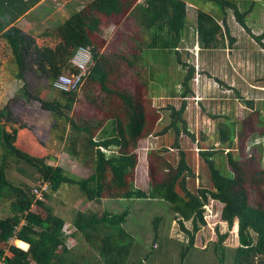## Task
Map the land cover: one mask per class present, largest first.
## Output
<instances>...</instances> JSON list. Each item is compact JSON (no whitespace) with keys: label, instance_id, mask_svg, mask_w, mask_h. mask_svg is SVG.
Returning a JSON list of instances; mask_svg holds the SVG:
<instances>
[{"label":"trees","instance_id":"16d2710c","mask_svg":"<svg viewBox=\"0 0 264 264\" xmlns=\"http://www.w3.org/2000/svg\"><path fill=\"white\" fill-rule=\"evenodd\" d=\"M39 1L0 0V37L7 41L11 50L10 61L17 68L16 76L24 78L27 91L29 75L40 71L52 80L53 88V82L59 76L79 72L72 59L79 49L90 48L94 64L81 90L85 102L101 106L109 112L104 118L92 121L71 116L75 104L83 100L79 98L80 89L71 92L55 90L59 94L58 99L52 101L38 97L42 108L55 115L56 127L59 121H64L61 126L63 136L58 138L67 143L68 153L75 159L82 154L87 160L86 165L92 168L89 177L81 178L68 173L62 166L52 165L48 158L35 157L18 148L15 144L18 129H7L12 114L4 109L0 115L1 118L6 116V123H0V149H3L0 156V204L5 203L9 208L8 216L0 217V262L65 264L68 261L67 221L47 201L63 185H74L90 202H100L104 198L167 201L173 207L181 230L189 238L188 247L182 246L181 249L182 261L194 246L201 227L207 223L205 207L216 201L223 206L222 221L231 229L238 224L239 245L234 251L232 264H264V142H257L258 138H264L262 112L256 110L252 116L233 122L228 118L219 121L217 140L220 149L215 146L204 148L198 144L199 155L208 168V184L201 185L197 183L200 176H196L192 163L194 148L189 139L194 144L198 140L188 127L185 100L192 94L195 67L190 66L182 81L181 106L168 107L171 121L164 126L159 125V116L154 121L151 100L146 103L145 97L142 95L140 99L138 95L143 92L142 88L148 93L150 83L139 78V85L123 87L119 84L123 79L121 67L123 71L138 72L136 63L145 57H155L156 60L159 56L165 58L172 53L183 68L189 66L183 62L180 52L188 27V0H93L55 29L47 31L43 46L38 45L33 34L11 26ZM207 1L219 6L224 17L221 22L220 14L197 9L196 38L200 50L226 48L225 39L228 37V46L234 44L235 39L231 37L226 19L227 9L233 10L238 23L264 48V32L255 36L247 21L258 0L248 2L245 11L234 0ZM131 18L140 25L136 39L127 36L123 40L124 53L118 50L107 53L104 46L109 42L103 38L107 28L111 25L127 27L126 20ZM143 34L148 38H142ZM127 44L129 48L124 46ZM118 45L119 42L109 46L114 48ZM27 92L26 96L31 98ZM249 104L252 105L251 102ZM221 117L214 116L218 120ZM149 138L164 139V147L150 150L143 143ZM238 138L249 142L253 150L250 156L249 153L235 156ZM217 155L226 158L227 173L217 166ZM10 158L34 168L38 175L36 180L40 184H48L44 200L37 199L33 194L38 186L32 190L30 186L15 184L8 178ZM145 160L149 165L148 190L139 188L142 179H145ZM138 179L141 180L140 185L137 184ZM129 214L127 209L118 214L110 211L101 215L97 212H76L72 235L82 233L93 247L96 241L98 244L99 240L101 242L102 258L95 259L92 264H128L135 245V239L123 227ZM159 221L160 218H157L156 232ZM188 221H192V229L185 225ZM226 238L227 234L221 235L214 249L221 264H226L227 250L222 245ZM13 239L25 243V248L11 243ZM76 258L72 255L71 260Z\"/></svg>","mask_w":264,"mask_h":264},{"label":"rangeland","instance_id":"374dc122","mask_svg":"<svg viewBox=\"0 0 264 264\" xmlns=\"http://www.w3.org/2000/svg\"><path fill=\"white\" fill-rule=\"evenodd\" d=\"M86 0H66L80 9ZM141 1V0H140ZM192 1V2H191ZM238 3L242 11L248 7L251 0H234ZM255 10L248 16V26L252 34L259 36L264 32V0H258ZM188 27L184 34V40L180 47L183 62L189 64L182 67L177 63L174 54L165 58L159 56L155 60L145 57L137 61L138 72L122 70V81L119 84L123 87L135 86L140 84L139 78L146 80L151 84V89L147 92L138 93L145 97V102H152L154 111V121L161 118L160 126L169 124L171 121L168 107L175 106L179 108L183 102L181 94L183 92L182 81L188 74L190 66L195 67V78L191 82L192 94L186 98L187 111L186 118L191 133L195 134L197 142H191L194 151L191 153L192 163L195 167L196 176H200L197 183L208 184V168L201 158L199 145L204 148L215 146L220 149L217 140L218 122L242 120L252 116L256 110H260L264 115V48L253 38L244 27L236 20L233 10L227 9V23L230 27L231 37L235 39L232 46H228L230 38L225 39L226 48L216 50H200L196 38V13L201 8L207 12H216L220 14L219 20L224 17L219 6L207 0H188ZM19 22V21H18ZM17 25L26 33L35 36L37 42L43 41L44 36H40V31L31 27L28 21L23 18ZM126 26L111 25L107 28L103 38L109 42L105 43L107 53H116L117 50L123 52V40L127 36L137 37L140 25L133 18L126 20ZM43 34V33H42ZM41 34V35H42ZM44 35V34H43ZM117 37V39H116ZM142 38L148 36L143 34ZM116 40V41H114ZM139 38L138 42H140ZM114 41V42H113ZM120 45L110 48V44L118 43ZM134 43V42H133ZM43 46L44 44H39ZM129 48L128 44L124 45ZM11 50L7 41L0 37V115L4 109L10 111L12 116L7 122V129L12 131L18 129L16 145L25 152L39 158H48V162L54 166H62L68 173L81 178H87L92 174V168L87 164V160L81 154L79 159H75L66 150V142H62L58 137H62V127L64 121H59L55 126V115L42 108L38 97L44 100L58 99V92L52 88V80L44 76L42 72H32L29 77L27 91L24 88L25 80L17 75V68L10 61ZM147 58V59H146ZM166 62V63H165ZM69 74V73H65ZM141 74V75H140ZM28 77V78H29ZM115 80V76H113ZM26 92L30 95L29 99ZM79 100L71 116L82 119V121L99 120L106 116L108 110L101 106H95L84 100L83 91L79 90ZM39 97V98H40ZM114 98V97H113ZM114 100L118 101L117 98ZM143 100V101H144ZM252 103L250 105L249 103ZM157 111L159 114H157ZM214 116L222 119L218 120ZM0 123H6V116L0 117ZM57 123V122H56ZM69 128V127H68ZM254 128L259 129L254 126ZM242 141V146H241ZM237 140L235 156H243L253 151L248 141L241 138ZM264 142V138H258L257 142ZM145 146L151 149L164 147V139L149 138L144 142ZM199 144V145H198ZM31 146V147H30ZM147 151H144L146 153ZM3 149H0V156ZM146 158V157H144ZM264 159V153H263ZM217 166L228 172L227 160L221 155L215 158ZM7 171L8 178L15 184H25L32 190L39 186L37 173L34 168L25 163H18L16 159H9ZM264 162V160H263ZM1 163V158H0ZM148 160L144 162L145 179H142V185L138 179L139 188L148 190ZM24 170L26 173L22 172ZM41 185V184H40ZM136 185V186H138ZM55 212L67 221L65 232L69 238L67 248L70 254H66L68 261L65 264H92L95 259H101V242L96 241L94 247L88 243L83 234L72 235L74 228L72 226L73 218L77 211L97 212L100 215L105 211L112 213H123L129 210V215L123 227L135 239V245L132 249L128 264H221L219 254L214 251L216 243L220 236L227 234V238L222 244L226 248V264H232V257L236 247L239 245L238 224L229 228L228 224L221 219L223 206L211 201L205 207L206 225L201 227L198 232L194 246L189 250L185 260L182 261V246L188 247L189 238L180 228L176 219L173 207L164 200H126L104 198L100 202H90L85 199L81 191L74 185H63L62 188L52 193L51 200L47 201ZM8 205L0 204V217L8 216ZM160 218L158 223V232L155 231L156 219ZM185 225L192 229V221ZM103 233V231H102ZM104 234V233H103ZM15 245L25 248V243L14 241ZM72 255L76 259L71 260ZM104 264V263H103Z\"/></svg>","mask_w":264,"mask_h":264},{"label":"crops","instance_id":"0c3cea01","mask_svg":"<svg viewBox=\"0 0 264 264\" xmlns=\"http://www.w3.org/2000/svg\"><path fill=\"white\" fill-rule=\"evenodd\" d=\"M91 1L93 0H86L85 3L82 4L84 6H81V8L78 9L74 4L70 2L66 3V0H40L25 15L20 17L16 22L12 23L11 26H18L17 22H20V20L25 18L31 27L40 31V36L43 38V34L49 30L55 29L58 25L68 19L73 13L81 11ZM37 43L44 44L45 39Z\"/></svg>","mask_w":264,"mask_h":264},{"label":"built area","instance_id":"2783aa9c","mask_svg":"<svg viewBox=\"0 0 264 264\" xmlns=\"http://www.w3.org/2000/svg\"><path fill=\"white\" fill-rule=\"evenodd\" d=\"M73 66L79 69L78 73L72 75H61L53 82V87L58 91L71 92L79 90L86 81L90 69L92 68L93 52L90 48H81L72 59ZM48 189V184L42 183L33 190V194L39 200H44V192ZM14 239L11 243L14 244ZM0 264H4L0 262Z\"/></svg>","mask_w":264,"mask_h":264},{"label":"bare ground","instance_id":"6f19581e","mask_svg":"<svg viewBox=\"0 0 264 264\" xmlns=\"http://www.w3.org/2000/svg\"><path fill=\"white\" fill-rule=\"evenodd\" d=\"M31 147V146H30Z\"/></svg>","mask_w":264,"mask_h":264}]
</instances>
